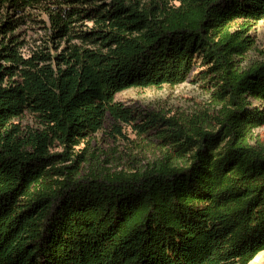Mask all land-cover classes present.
<instances>
[{
    "label": "trees",
    "instance_id": "trees-1",
    "mask_svg": "<svg viewBox=\"0 0 264 264\" xmlns=\"http://www.w3.org/2000/svg\"><path fill=\"white\" fill-rule=\"evenodd\" d=\"M264 0H0V264H248L264 250L262 58L241 66ZM31 24L43 34L31 43ZM220 108L143 170L78 175L107 117L178 122L115 100L197 62ZM28 116L33 125L22 123Z\"/></svg>",
    "mask_w": 264,
    "mask_h": 264
},
{
    "label": "rangeland",
    "instance_id": "rangeland-1",
    "mask_svg": "<svg viewBox=\"0 0 264 264\" xmlns=\"http://www.w3.org/2000/svg\"><path fill=\"white\" fill-rule=\"evenodd\" d=\"M35 26V27H32ZM27 39L31 43L43 31L31 24ZM255 42L243 56L242 67L262 58L261 50L264 47V18L255 23L252 30ZM206 65L199 61L190 72L188 78L181 84L174 86L164 84L162 87H129L115 95V100L122 102L126 107L154 111L161 116L170 117L178 122L176 126H166L165 131H152L141 135L130 125L119 123L121 134L113 132V123L109 117L104 127L90 137L88 142L78 146L75 150L83 151L84 158L80 163L78 175L91 172L99 173L114 170H143L153 163L164 161L165 156L171 154L170 163L184 165L187 155H173L174 147L184 141L181 131L190 133V128H213L212 117L217 114L220 102L212 94L215 91L214 83L209 77H196L201 68ZM22 123L33 125L28 116L22 118ZM249 142L264 150V125L252 128L249 133ZM248 264H264V250L258 253Z\"/></svg>",
    "mask_w": 264,
    "mask_h": 264
}]
</instances>
